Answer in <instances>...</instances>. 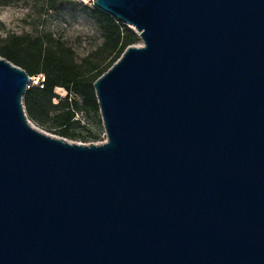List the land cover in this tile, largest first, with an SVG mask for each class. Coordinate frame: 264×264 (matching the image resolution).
<instances>
[{
    "label": "water",
    "instance_id": "1",
    "mask_svg": "<svg viewBox=\"0 0 264 264\" xmlns=\"http://www.w3.org/2000/svg\"><path fill=\"white\" fill-rule=\"evenodd\" d=\"M141 40L94 83L102 143L25 115L0 57V264H264V0H95Z\"/></svg>",
    "mask_w": 264,
    "mask_h": 264
},
{
    "label": "trees",
    "instance_id": "2",
    "mask_svg": "<svg viewBox=\"0 0 264 264\" xmlns=\"http://www.w3.org/2000/svg\"><path fill=\"white\" fill-rule=\"evenodd\" d=\"M33 1H43L51 9L63 0ZM72 4L97 26L103 40L102 48L108 52L103 64L97 65L89 59L76 63L71 49L49 34L35 37L9 34L0 39V57L24 70L29 77L43 76L41 88L30 86L22 96L25 115L33 125L70 141L96 143L100 141L99 132L82 126L75 116L78 112L85 115L91 113L97 119V126H101L93 83L120 58L126 48L137 44L139 38L125 24L95 5ZM56 88L63 89L65 97H57L54 93Z\"/></svg>",
    "mask_w": 264,
    "mask_h": 264
},
{
    "label": "rangeland",
    "instance_id": "3",
    "mask_svg": "<svg viewBox=\"0 0 264 264\" xmlns=\"http://www.w3.org/2000/svg\"><path fill=\"white\" fill-rule=\"evenodd\" d=\"M73 2L86 7H92L94 3L84 4L79 0H63L57 2L50 9L43 1L0 0V11L7 12V15L0 16V39L9 34H27L33 37L49 34L54 40L71 49L76 63L80 64L84 59H89L97 65L103 64L107 59L108 52L102 48L101 34L94 22L81 14L79 9L73 7ZM141 44L139 39L135 45L140 46ZM54 93L60 98L66 95V92L61 88H56ZM56 100V98L53 99V102L55 103ZM75 117L82 126L91 131L99 132L100 141L96 143H102L106 140L103 126L102 124L97 126V119L93 114L85 115L78 112Z\"/></svg>",
    "mask_w": 264,
    "mask_h": 264
},
{
    "label": "built area",
    "instance_id": "4",
    "mask_svg": "<svg viewBox=\"0 0 264 264\" xmlns=\"http://www.w3.org/2000/svg\"><path fill=\"white\" fill-rule=\"evenodd\" d=\"M80 2L84 3V4H88L90 2H94L93 0H79ZM94 5V3H93ZM33 83V84H31ZM30 84L31 86H37V87H42V84H43V76L42 75H39L37 77H29V83H28V86L27 88L30 87Z\"/></svg>",
    "mask_w": 264,
    "mask_h": 264
},
{
    "label": "clouds",
    "instance_id": "5",
    "mask_svg": "<svg viewBox=\"0 0 264 264\" xmlns=\"http://www.w3.org/2000/svg\"><path fill=\"white\" fill-rule=\"evenodd\" d=\"M4 15H7V12L6 11H0V16H4Z\"/></svg>",
    "mask_w": 264,
    "mask_h": 264
},
{
    "label": "bare ground",
    "instance_id": "6",
    "mask_svg": "<svg viewBox=\"0 0 264 264\" xmlns=\"http://www.w3.org/2000/svg\"><path fill=\"white\" fill-rule=\"evenodd\" d=\"M131 29H133V27H130Z\"/></svg>",
    "mask_w": 264,
    "mask_h": 264
}]
</instances>
